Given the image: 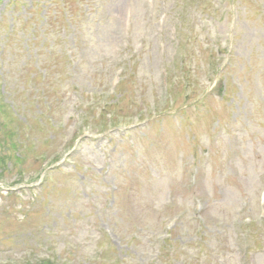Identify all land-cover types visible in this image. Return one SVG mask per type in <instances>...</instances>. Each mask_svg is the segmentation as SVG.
<instances>
[{
	"label": "rangeland",
	"instance_id": "374dc122",
	"mask_svg": "<svg viewBox=\"0 0 264 264\" xmlns=\"http://www.w3.org/2000/svg\"><path fill=\"white\" fill-rule=\"evenodd\" d=\"M44 259L264 264V0H0V264Z\"/></svg>",
	"mask_w": 264,
	"mask_h": 264
},
{
	"label": "trees",
	"instance_id": "16d2710c",
	"mask_svg": "<svg viewBox=\"0 0 264 264\" xmlns=\"http://www.w3.org/2000/svg\"><path fill=\"white\" fill-rule=\"evenodd\" d=\"M63 259V257H60L59 260ZM59 260L52 262L51 260H44V261H39L38 264H60Z\"/></svg>",
	"mask_w": 264,
	"mask_h": 264
}]
</instances>
